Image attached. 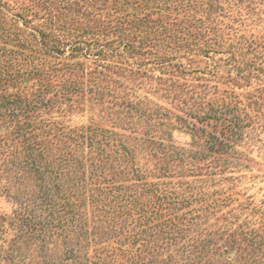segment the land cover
Segmentation results:
<instances>
[{"label":"rangeland","instance_id":"rangeland-1","mask_svg":"<svg viewBox=\"0 0 264 264\" xmlns=\"http://www.w3.org/2000/svg\"><path fill=\"white\" fill-rule=\"evenodd\" d=\"M0 1L5 4H12L13 1L14 4L17 3L15 0ZM136 1L138 4H131L132 2L127 0L128 6L125 9H119V11L127 19L126 23H124L126 29H137V32H132L137 36L133 45L135 49H138L137 45H141L139 49L140 55L125 49L122 53L124 60L121 68L119 70L116 69V73L107 71L111 75L112 80L106 78L102 81V85L107 83V87L116 91L119 97L117 99L112 98L109 93H106L107 89L104 88V94L100 95L105 98L103 104L111 106L109 101L118 102L120 99H122V102L133 103L137 98L132 94H145L147 99L140 96L142 100L138 105L143 106V103H146L144 107L147 111H152L155 104L166 107L171 111L168 116L157 115L152 117V119L146 120L143 118L144 114H142L139 118L144 121V126H149L147 129H152L155 125L156 129L152 130L154 140L168 143L167 145L173 149L177 147V149L182 151H193L199 149L193 144L200 142V137L206 139V146L202 150L207 154V159L202 161L191 160L194 165H187L191 169H187L185 174L180 175L174 171L179 169L174 167V164H180L178 160L174 159L175 152L171 157L172 164L170 167L172 172L168 175H165L162 169H158L159 165L165 164L162 158L156 159L147 155L152 162L157 161L159 163L154 167V170L153 167L149 168L152 172L148 173L151 175H148L147 180L171 182L167 187L172 189L171 186H174L178 180L192 183H195V180H200L205 183L208 179H215L218 183L207 187V190L220 188L229 192L232 190L228 186L233 185L234 188L232 189L239 190L240 194L237 197L231 196L233 200L212 205L210 211L213 210V214H210L211 217L208 219L199 220L192 218L182 223L177 222L176 226L179 228V233L173 232L174 226L168 223L170 239L165 236L162 238L161 234H157L158 232L161 233L163 227L161 226L155 231L156 237H147L142 233L131 244L126 240L130 245V250L122 253L109 252V255L104 256L105 261L108 264H264V202L259 200H264V101L260 105V111L255 112L254 123L248 119L241 122L242 140L232 141L231 139H224L236 149L235 153H223L222 151L208 149L207 147L213 144V136L220 139L222 134L229 135V131L226 129L228 121L207 118L199 123L192 117L193 114L191 115L187 112L188 109L182 102V99H184L187 104L190 99L188 94L186 96L182 94V98L179 100L173 99L171 95H163L165 94L164 92L163 94L161 93L163 90L159 88L163 84L155 83V78H152V76L161 75L163 78L174 76L169 73H160L159 64L155 61V56L157 51H159L155 43L158 41L155 42L153 40L154 32H151L152 29H161V24H165L168 29H212L209 23L211 17H214V20L218 23L216 26L218 29H223V32L227 33L225 34L226 36H231V33H233L232 29H237L238 33L243 32L249 40L244 45L255 47L258 52H261L258 56L263 58L264 41L261 38L259 39L258 35L257 37H254V35L256 33L259 34L258 30L264 31V0ZM38 14L45 17L43 11L42 14L41 12ZM199 19H201V22ZM38 21H43V19L40 20L35 17L32 24H28L26 29L37 26ZM8 22L6 17L5 19H0V43L11 46L8 42L9 40L5 37L7 29H2L5 25H9ZM71 23L75 22L71 21ZM19 24H21V21H19ZM138 38H142L144 41L138 43ZM145 39L148 40L146 41ZM231 39L228 38V41H231ZM250 39H253V41ZM258 41L263 43V46H260ZM181 45L188 49L184 42H181ZM63 47L67 49L66 46ZM220 48H210L202 45L201 50L195 51L193 63L203 70L204 76L199 74L201 76L198 77L197 75L196 79L195 75L192 74L191 76H185L186 78L184 79L180 78V81H185L194 86L201 85L199 83L202 82L206 83L208 87L204 90L207 93V97H213L214 92L223 97L228 95V99L241 101L238 105L244 108L246 112H250L251 101L253 99H263L264 92H261L258 96L256 90L258 88V80L253 78L255 73L251 71L252 74L248 75L245 65L239 61L241 57L233 53L234 48L232 47L231 50L230 45L221 46ZM72 60L92 65L90 58L77 56L69 59V61ZM181 61L186 63L187 60L182 58ZM256 61L259 62L258 59ZM133 62L144 64V66L140 64L142 67L140 71H144L141 76L138 75V77L133 78L132 72L123 69L124 67L135 69ZM263 81H261L262 84H264ZM34 82L32 79L27 81L26 86L29 91L33 87ZM63 83L65 82L61 78H52L46 89H42L39 93L34 92L37 95L33 94L32 99L37 105H39L40 101L45 102L46 100L52 103L47 105L46 109L42 107L35 112L29 110V106L25 112L22 109L25 108V99L23 98L25 88L22 90L21 85L17 83L7 85L6 94H9V96L19 94L22 98L19 99L18 96L17 101H14L13 104H8L6 108H0V112L9 113L10 108H12L15 113L19 112V114H22L24 112L26 117L29 114H33L32 118L36 121L37 129H31L24 125L22 134L15 137L14 131L9 133L12 127L7 123V118L5 116L0 118V264H23V261L26 263L30 262L29 264H69L71 260L64 259L65 254H67L66 251L77 247L81 255L80 259L84 263L90 264L96 260V257L105 255L100 254L101 252L98 250L99 246H102L104 242L102 243L99 240L97 245L94 240L90 239L93 236L89 233V230L90 236L87 234L85 236L83 232L79 230L76 232L75 227L71 226L68 227L70 230L68 237L62 238L55 233L51 237L45 235L43 237L45 239L43 250L38 248L35 254V250L32 251L31 247L35 248L34 242H37V240L34 241V236L39 231L34 229L32 234L27 235L24 230H31L32 228V225H25V218L34 221L36 217L32 216L31 211L37 212L39 210L38 200L33 198L32 193H37L43 182L47 184L44 178V172L46 171L45 162L50 161L56 165L58 162L54 158L62 154L60 150L61 142L57 140L58 135H53L50 121L58 124L62 123L64 127L83 125L86 128L87 125L93 126L97 124L98 127L125 135L129 146L135 144L137 148V143L139 142V132H131L129 128L124 129L126 126L113 123L114 114L107 116L105 112L100 111L103 106L95 104L92 98L99 95L89 92V83L84 86L73 87L65 85L62 87ZM24 84H22V87ZM152 87H156V89L154 90ZM195 89V92L202 90V88ZM231 94L237 97H232ZM18 108H20V111ZM128 111L131 116L136 115L134 110L128 109ZM233 111L234 115H242L237 110ZM198 113L201 114V112ZM198 113L196 114L198 115ZM176 115L179 117H176ZM257 117H260V119L258 120ZM228 118L231 119V115H228ZM232 122L234 123V121ZM232 122H229V124L232 125ZM193 123L201 129L195 135H192L190 131ZM244 123L251 124V127H244ZM140 126L138 124L135 125V129L140 131ZM248 132L249 134L246 135ZM59 138L63 137L60 136ZM141 138L153 139L151 135H142ZM146 146V151H150L153 148V144ZM83 149H85V152L88 151L87 146H84ZM213 159H218L217 161L219 162L228 161L230 164L228 168L220 172L216 167L218 162L215 164V162H212ZM87 162L85 158L82 160L83 168L84 171L90 172L91 167L87 166ZM142 162L144 163L145 161ZM145 164L151 167V164L147 162ZM68 165L71 167L70 169L66 170L64 168L67 172L61 173L60 177H58L59 179H55L53 183L50 182L48 184L51 186V192L56 197L65 188L67 190L71 189V191H73V188L77 189L76 172L78 168L71 162ZM207 165L211 166L207 167ZM197 167L199 168L197 169ZM210 171H215V173L211 174ZM93 172L95 173V170ZM101 173V176L112 175L113 170L106 167ZM155 175L159 177H155ZM222 176L236 177L223 181L221 179ZM115 179L118 181L115 183H129V181H121L119 176L115 177ZM90 180L92 181V179ZM70 181L73 182L71 183ZM87 186H92V184L89 183ZM190 191L195 190L191 189ZM220 196L222 197V194ZM71 198L72 196H70V201H73ZM189 199L192 198L189 196ZM241 199L248 200L249 205L241 204ZM60 200L61 202L63 201L62 198ZM201 206L200 202L192 201L191 204L183 206L176 213L189 210L190 208H197L200 212L208 210V208L203 209ZM56 208L61 210L58 205ZM86 208L88 210L82 208L85 213L81 216L88 222L85 224L86 228L91 229L90 211L93 210V207L86 203ZM65 215L68 216L69 214L65 213ZM154 221L151 222V225H153ZM175 222L176 220H174ZM34 226L39 227L36 224ZM40 233L41 231L38 234ZM47 233L50 234L49 231ZM106 235L107 237L110 236L108 233ZM119 239L123 240L122 237ZM105 241L112 242L115 239L112 237L105 239ZM11 247L15 249L14 252H17L16 256L13 255L14 258L4 253L5 250ZM29 253H34V255ZM3 255L4 257H2Z\"/></svg>","mask_w":264,"mask_h":264},{"label":"trees","instance_id":"trees-1","mask_svg":"<svg viewBox=\"0 0 264 264\" xmlns=\"http://www.w3.org/2000/svg\"><path fill=\"white\" fill-rule=\"evenodd\" d=\"M47 1L15 0L17 2L15 4L14 1L12 4H5L0 1V19H5L6 17L9 21V25H5L2 29H7L5 37L11 44V46H6L0 43V108H6L8 104L10 105L17 101L19 94L9 96V94L5 93L7 85L10 84L17 83L21 85L22 90L25 88L23 94L25 108L22 109L25 112L29 106V110L35 112L42 107L46 109L47 105L52 104L46 100L45 102L40 101L39 105H37L32 99V96L37 95L42 89H46L52 78H61L65 82L61 85L62 87L65 85L73 87L84 86L89 83V92L99 95L92 98L95 104L103 106L100 111L105 112L107 116L114 114L113 123L126 126L124 129L129 128L131 132H139L140 137H138L139 142L136 148L135 144L127 145L125 135L98 127L97 124L93 126L87 125L86 128L83 125L64 127L62 123L58 124L50 121L53 135H58L57 140L61 142L60 150L62 154L54 158L58 162L56 165L50 161L45 162L46 171L44 172V178L47 184L43 182L42 189H39L41 191L38 190L37 193H32L33 198L38 200L39 210L37 212L31 211L32 216L36 217L34 221L25 218V225H32V228L31 230H24L27 235L32 234L34 229L41 231V233L38 234V232L37 235H33L34 241L37 240V242H34L35 248L31 247V250H35V254L38 248L43 250V246H45L43 237L45 235L51 237L55 233L62 238L68 237L70 235L68 227L71 226L75 227L76 232L77 230L83 232L85 236L86 234L90 236L89 233H91L93 237H90V239L94 240L97 245L99 240L102 243L104 242L102 246H99L98 250H100V254L105 255L96 257V260L90 264H108L104 256L109 255V252L122 253L129 251V243L131 244L136 240L138 235L143 233L147 237H153L156 235L155 231L163 226L161 233L158 232L157 234H161L162 238L165 236L170 239L168 223L174 226L173 232L179 233V228L176 226L177 222L182 223L192 218L199 220L208 219L211 217L210 214H213V210L210 211L212 205L233 200L231 196H239L240 191L232 189L234 188L233 185L228 186L232 190L229 192L220 188L207 190V187L218 183L215 179H205L207 180L205 183L200 180H195V183L178 180L174 186H171L172 189L167 187L171 182L147 180L148 175H151L148 173L152 172L149 168L153 167L154 170V167L159 164L157 161L152 162L147 155L151 158H162L165 164L159 165L158 169H162L164 174L168 175L172 172L170 167L172 164L171 157L175 152L174 159L178 160L180 164H174V167L179 168L174 171L180 175L185 174L187 169H191L187 165H194L191 160L202 161L207 159V154L202 150L206 146V139L200 137L201 141L193 144L199 149L193 151H182L177 149V147L173 149L167 145L168 143L154 140L152 130L156 129L155 125L154 128L147 129L149 126H144V121L139 118L142 114H144L143 118L146 120L152 119V117L157 115L168 116L171 111L157 104H155L152 111H147L144 107L146 103H143V106L138 105L142 100L140 96L147 99L145 94H132L137 98L133 103L122 102V99H120L118 102L109 101L111 106L103 104L105 98L100 95L104 94V88L107 89L106 93H109L112 98L117 99L119 97L116 91L107 87V83L102 85V81L106 78L112 80L111 75L107 71L116 73V69L119 70L121 68L124 60L122 53L125 49L140 55L139 49L141 45H137L138 49H135L133 45L137 36L132 32H137V29H126L124 23H126L127 19L119 11V9H125L128 6L127 0ZM129 1L132 2L131 4H138L136 0ZM180 7L182 8V6ZM42 11L45 17L38 14L39 12L42 14ZM190 16L193 17L192 14ZM35 17L40 20L43 19V21H38V27L26 29L28 24H32ZM205 18L207 17L205 16ZM19 21H21V24H19ZM71 21L75 23H71ZM199 21L201 22V19ZM209 24L212 29H168L165 24L160 25L161 29H152L151 32H154L153 40L155 42L158 41L155 43L159 48L155 56V61L159 64L158 69L161 74L169 73L174 76L163 78L161 75H153L152 78H155V83L163 84L159 89L163 90L161 93L163 94L164 92L165 94L163 95L165 96L171 95L173 99L180 100L182 94H185V96L188 94L190 99L187 104L189 105L186 104L184 99H182V102L186 105L187 112L191 115L193 114L192 117L197 122L201 123V120L207 118L227 120L226 129L229 131V135L222 134L220 139L213 136V144L207 148L213 151H222L223 153H235L236 149L224 139H231L232 141L242 140L241 122L245 119L252 123L255 122V112L260 111L259 108L263 104L264 98L260 100L253 99L251 101V111L246 112L244 108L238 105L241 101L228 99V95L223 97L215 92L213 97H207V93L204 90L208 87L206 83L202 82L199 83L201 85L194 86L185 81H180V78L184 79L186 78L185 76H191L192 74L195 77L197 75L198 77L204 76L203 70L193 63L195 51L201 50L202 45L210 48L218 47V49H221V46L230 45L231 50L232 47L234 48L233 53L241 57L239 61L245 65L248 75L252 74L251 71L255 73L253 78L258 80V88L256 90L259 96L261 92H264V84L261 83L264 80V62L262 63L264 57L258 56L261 52H258L255 47L244 45L249 40L243 32L238 33L237 29H232V37L226 36L225 34L227 33H224L223 29H218L216 26L218 23L214 20V17H211ZM258 32L259 34L256 33L254 37L258 35L259 39L261 38L264 41V31L258 30ZM228 38H232L231 41H228ZM145 40L147 41L148 39ZM250 40L253 41V39ZM142 41H144L142 38L137 40L138 43H142ZM4 42L6 43V41ZM181 42H184L188 49L184 48ZM150 43L152 42L150 41ZM258 43L263 46V43L259 41ZM63 46H66L67 49H64ZM77 56L90 58L92 65L83 64L80 61H69V59ZM182 58L187 60L186 63L181 61ZM257 59L259 62L256 61ZM133 64L135 69L132 67H124L123 69L132 72L133 78L138 77V75L141 76L144 72L140 71L142 69L141 65L144 66V64L137 62H133ZM31 79L35 82L29 91L26 83ZM22 84H24L23 87ZM195 88H202V90L195 92ZM152 89L155 90L156 87H152ZM22 90L20 89V91ZM34 92L37 93L34 94ZM231 96L234 97L236 95L231 94ZM18 98L22 97L19 96ZM128 109L134 110L136 115L133 116L138 117L131 116ZM18 110L20 111V108ZM233 110L241 112L242 115H234ZM24 112L22 114H19V112L15 113L12 108H10L9 113L0 112V118H4V116L7 118V123L12 127L9 133L14 131L15 137L22 134L24 125L31 129H37L36 121L32 118L34 115L29 114L26 117ZM198 112H201V114ZM228 115H231L232 118H228ZM176 117L179 116L176 115ZM257 119L259 120L260 117H257ZM229 122H232V125ZM137 124L141 125L140 131L135 129ZM192 125L193 127L190 128V131L192 135H195L201 129L195 123ZM243 126L251 127V124L244 123ZM248 134L249 132L246 133V135ZM142 135H151L153 139L141 138ZM60 136L63 138H59ZM148 144H153V148L150 151H146V145ZM84 146H87L88 151L85 152ZM84 158L88 161L87 166L91 167L90 172L84 171L82 163ZM141 159L151 164V167H148ZM217 160L213 159L212 162H215V164L218 162L216 167L220 172L228 168L230 162H219ZM70 162L78 168L76 172L77 189L73 188V191H71V189L67 190L65 188L56 197L51 192V186L48 184L50 182L53 183L55 179H59L58 177H60L61 173L67 172L66 170L71 168L68 165ZM210 166L207 165V167ZM106 167L112 168V175L101 176V171ZM63 170L65 171L63 172ZM94 170L95 173L93 172ZM77 173L79 174L77 175ZM210 173L214 174L215 171H210ZM118 176L121 181H129V183H115L118 182L115 179ZM155 177L159 176L155 175ZM231 177L235 178L236 176ZM231 177L222 176L221 179L226 181L231 179ZM70 182L72 183L73 181ZM89 183L92 186L88 187ZM191 189L195 191H190ZM221 194L222 197L220 196ZM70 196H72L71 199L74 202L70 201ZM189 196L192 199H189ZM61 198L64 202L59 201ZM259 200L264 202L263 199ZM192 201L200 202L201 207L203 209L208 208V210L200 212L197 208H190L189 210L176 213L183 206L191 204ZM86 203L93 207V210L90 211L91 229L86 228L85 224L88 222L81 216L85 213L82 208L88 210ZM242 203L249 205V201L246 199H241ZM57 205L61 210L56 208ZM65 213L69 215L66 216ZM174 220H176L175 223ZM152 221H154L153 225H151ZM35 224L39 225V227H35ZM72 230L74 231V229ZM106 233L110 236L107 237ZM112 237H114L115 241H105V239ZM120 237L123 240H120ZM77 248L68 249L64 259H70L71 262L69 264H88L80 259L81 255ZM14 250L11 247L5 250L4 253L14 258L17 254ZM29 254L34 255V253ZM29 263L23 261V264Z\"/></svg>","mask_w":264,"mask_h":264}]
</instances>
